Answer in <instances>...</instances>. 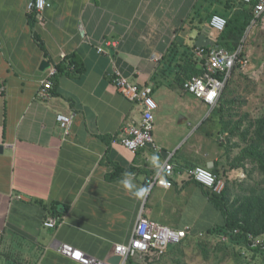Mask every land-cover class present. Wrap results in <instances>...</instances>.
Instances as JSON below:
<instances>
[{"label":"crops","instance_id":"obj_1","mask_svg":"<svg viewBox=\"0 0 264 264\" xmlns=\"http://www.w3.org/2000/svg\"><path fill=\"white\" fill-rule=\"evenodd\" d=\"M31 1L0 0V264H79L58 253L59 243L110 261L140 214L190 231L221 222L205 188L188 175L197 166L215 173L223 163L221 124L203 100L200 108L184 105L191 94L178 74L188 52L201 58L200 35L216 46L210 16L229 17L239 2L48 0L35 16ZM106 40L119 45L100 53ZM72 53L86 73L61 75L55 94L38 97L49 70L42 63L52 67ZM115 70L150 88L158 105L154 145L137 152L123 146L121 131L140 121L143 108L119 92L110 76ZM59 114L73 116L68 134ZM166 162L174 168L172 187L150 189L147 179ZM139 188L148 189L143 198L133 195ZM54 203L61 219L52 229L44 224ZM134 258L130 264H141V256ZM180 261L189 264L171 246L159 264Z\"/></svg>","mask_w":264,"mask_h":264},{"label":"trees","instance_id":"obj_2","mask_svg":"<svg viewBox=\"0 0 264 264\" xmlns=\"http://www.w3.org/2000/svg\"><path fill=\"white\" fill-rule=\"evenodd\" d=\"M237 1L240 6L234 13L229 17L224 16L227 25L222 32H217L216 45L234 53L243 44L242 57H246L247 33L254 25L261 23L264 13L256 18L254 4L247 5ZM211 18L212 15L209 24ZM32 21L35 23L37 19L33 17ZM209 51L210 48H206V56ZM194 53L188 52L187 62L179 65L178 77L182 87L187 80L203 74L207 59L196 58ZM54 66L58 69V75L53 79L54 87L51 94H55L61 75L81 76L86 73V67L76 53L66 55ZM245 69L240 64L234 68L212 113L221 124L220 132L224 136L223 145L226 147L222 165L218 163L214 169L215 173H212L219 179H224L226 187L221 193L203 187L214 210L221 214L222 220L205 230L197 228L191 230L181 244L176 245L178 251L185 257L188 255L186 253L188 249L196 247V250H200L207 258L221 255V261H229L231 264H264L263 249L253 248L250 244L251 236L264 237V115L252 118L250 113H245L239 118L237 110L245 103L238 108L241 104L240 97L243 95L238 93L240 92L238 83L241 79H250ZM249 99L250 96L245 98L246 103ZM236 149H239L240 153L233 157L232 152ZM240 169L244 171L246 178L240 182L237 179L230 180V173ZM117 170L113 178L119 174V169ZM150 177L145 183L147 186ZM56 205L57 203L53 204L51 209L53 212L50 213L53 217H60ZM224 236L227 237L226 241L222 240ZM164 256L156 252L141 255V264H159ZM134 259L136 258H131L129 264L133 263ZM178 264H182L181 261Z\"/></svg>","mask_w":264,"mask_h":264},{"label":"built area","instance_id":"obj_3","mask_svg":"<svg viewBox=\"0 0 264 264\" xmlns=\"http://www.w3.org/2000/svg\"><path fill=\"white\" fill-rule=\"evenodd\" d=\"M240 2L252 5L254 4V14L256 18L264 13V0H239ZM48 6V0H43V6L38 7V0H32L29 4V11L40 16ZM227 25V19L219 14L212 16L210 26L216 32H222ZM118 40H106L104 45L99 47L100 53L105 52V47H117ZM206 49L197 51V55L201 58H206L201 76H194L184 83L183 89L185 92L194 95L203 100L207 105L214 108L220 96L232 75L234 68L240 64L242 68H246L249 64L248 56L242 57L244 45H240L234 53L219 47H211L208 55H205ZM65 57V56H64ZM63 57V58H64ZM58 75V69L52 66L48 70L47 78L42 82L41 88L38 90V97L45 99L51 96V90L54 87V77ZM113 83L116 85L119 92L130 102L141 104L143 111L140 121L127 122L122 127L121 143L131 152L145 148L149 145H154L153 130H154V111L157 109V102L152 96V90L148 87H141L137 84L130 83L118 71L112 72L110 75ZM57 120L61 127L69 133L72 124L73 116L59 114ZM174 168L166 162L163 167L150 177L148 187L151 189L154 186L165 188L172 187L171 177ZM188 175L196 182L212 190L215 193L224 191L226 184L224 179H219L209 169L203 167H194L188 169ZM60 217H49L45 221V227L56 228ZM190 233L189 228L173 229L169 226L154 222L140 214L136 223L134 233L126 244H118L115 247L114 256L120 257L118 264H129L131 258L146 255L148 253H157L164 256L171 246L181 244V242ZM223 241L227 237H222ZM250 244L253 248H260L264 251V237H250ZM59 254L79 264H114L110 261L100 260L96 257L86 254L84 251L75 248L67 243H59L56 247ZM245 255L246 253L243 252Z\"/></svg>","mask_w":264,"mask_h":264},{"label":"rangeland","instance_id":"obj_4","mask_svg":"<svg viewBox=\"0 0 264 264\" xmlns=\"http://www.w3.org/2000/svg\"><path fill=\"white\" fill-rule=\"evenodd\" d=\"M250 30L251 31L247 33L246 38L249 64L245 69V72L250 79H241L238 83L240 86V92L238 93H240V95L243 94L242 97H240L241 104L238 108L245 103L239 110H237L240 116L239 118L245 113H250L252 118L264 115V17L261 23L254 25ZM248 96H250V99L246 103L245 98ZM183 101L185 106L191 105L193 108L203 107L199 98L196 99L193 95L188 94ZM239 153L240 150L236 149L232 152V156L234 157ZM239 172V175L236 174V171L231 172L230 180L235 181L237 179L240 182L246 178V174L242 169H240ZM188 250L189 251H186V253H188L186 261H188L189 264H231L229 261H221V255L219 254V257L207 258V256H204L200 250H196V247H191V249ZM133 261L137 262L138 260L134 259Z\"/></svg>","mask_w":264,"mask_h":264},{"label":"water","instance_id":"obj_5","mask_svg":"<svg viewBox=\"0 0 264 264\" xmlns=\"http://www.w3.org/2000/svg\"><path fill=\"white\" fill-rule=\"evenodd\" d=\"M196 46L199 49H205V48H211L214 47V43L209 40L207 37L200 35L197 42H196ZM216 47H219L218 45H216ZM51 67V64L47 61H44L41 65V69L42 70H48ZM120 261V257L114 256L111 258L110 262L114 263V264H118Z\"/></svg>","mask_w":264,"mask_h":264},{"label":"clouds","instance_id":"obj_6","mask_svg":"<svg viewBox=\"0 0 264 264\" xmlns=\"http://www.w3.org/2000/svg\"><path fill=\"white\" fill-rule=\"evenodd\" d=\"M42 6H43V0H38V7H42ZM157 160H158L157 157L155 156L152 157L153 164H156ZM121 183L123 184L125 189H128L130 191L134 189V186L128 183L127 181H122ZM147 192H148L147 188H139L133 191V195L137 198H143L147 194Z\"/></svg>","mask_w":264,"mask_h":264}]
</instances>
